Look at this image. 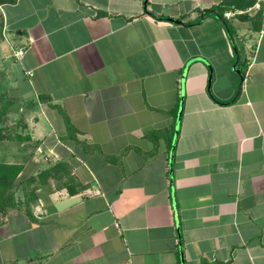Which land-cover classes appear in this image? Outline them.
<instances>
[{"label":"crops","instance_id":"1","mask_svg":"<svg viewBox=\"0 0 264 264\" xmlns=\"http://www.w3.org/2000/svg\"><path fill=\"white\" fill-rule=\"evenodd\" d=\"M224 2L3 6L24 51L11 89L28 103L9 137L7 164L21 170L16 206L0 213V264H181L179 233L186 264H264V11L227 10L232 42L208 12ZM244 15L261 16V31ZM197 58L213 68L214 99L209 67L193 62L172 183L181 78ZM70 177L84 189L70 194Z\"/></svg>","mask_w":264,"mask_h":264},{"label":"rangeland","instance_id":"2","mask_svg":"<svg viewBox=\"0 0 264 264\" xmlns=\"http://www.w3.org/2000/svg\"><path fill=\"white\" fill-rule=\"evenodd\" d=\"M2 9L3 6H0V12L3 14ZM14 39H16V36L13 29L7 32L2 31V35L0 36V131L2 132H0V135L8 142V144L5 143L6 145L0 144V163L4 164L13 160L18 141H14L13 143L9 137L18 138V132H24L21 125L24 114L21 107L28 103L27 100L18 99L15 90L11 89L12 77L10 70L12 67L16 70L18 69V63L14 60L17 58L16 53L18 51H13V46L11 45L15 41ZM236 43L237 45L240 44L238 40H236ZM10 100H14V106H11L3 114L4 107Z\"/></svg>","mask_w":264,"mask_h":264},{"label":"trees","instance_id":"3","mask_svg":"<svg viewBox=\"0 0 264 264\" xmlns=\"http://www.w3.org/2000/svg\"><path fill=\"white\" fill-rule=\"evenodd\" d=\"M16 0H0V6H5L8 4H14ZM255 3L254 0H225L224 3H221L217 6H214L212 10L208 11L209 13H212L216 17L221 20L225 27L228 29L229 36L233 38V29L229 23V21L225 18V12L230 9L234 8H244L247 9L248 7L252 6ZM241 19L245 21H250L251 24L254 26L255 31L260 32L262 29V17H249V16H240ZM0 28L4 29V16L0 12ZM240 58V57H239ZM240 63H243V61L240 58ZM240 67V65H239ZM237 66V68L239 69ZM14 100H10L6 106L4 107L3 114L6 113V111L14 104ZM60 114L65 120L68 132L70 135L76 132L74 126L71 124L66 112L62 110L61 108H58ZM2 132V131H0ZM0 139H2L0 135ZM62 164H58V170L60 169V166ZM20 167L13 166L9 164L0 163V213L4 214L8 208L16 206V199H15V185L14 181L16 180L18 174L20 173ZM70 181H68L66 184V188L69 190V193L74 195L78 192L82 191L84 188H73L72 181L74 180L73 177L69 178ZM31 216V215H30Z\"/></svg>","mask_w":264,"mask_h":264},{"label":"water","instance_id":"4","mask_svg":"<svg viewBox=\"0 0 264 264\" xmlns=\"http://www.w3.org/2000/svg\"><path fill=\"white\" fill-rule=\"evenodd\" d=\"M144 6H145V9L147 10L148 0H145V5ZM217 19H219V18L217 17ZM167 20L169 22H172V23H181V21L176 20V19H172V18H168ZM1 35H2V29L0 28V36ZM230 39H231V37H230ZM231 41H232V39H231ZM234 51H235V58H236V61H235V64H234V70L240 75V78H241V82H240V85H239V90H240L241 87H242L244 74H242V71L237 68V66L239 64V56H238L237 50L235 48H234ZM196 61L203 62L209 67L210 77H209L208 93H209L210 97L212 99H214V96H213V93H212V90H211L213 74H214L213 68L203 58H197V59H193V60L189 61L187 63V65H186L185 69H184V73H183L182 78H181V100H180V105H179V109H178V114H177V119H176V124H175V130H174V137H173L171 151H170L169 163H170V179H171L172 183H173V180H174V178H173L174 155H175L176 145H177V141H178V135H179V132H180V127H181V122H182V115H183V110H184L185 84H186V79H187L188 67L190 66V64H192L193 62H196ZM174 207H175V203H174ZM179 238H180L179 249H180V255H181V264H186L185 263V255H184V246H183V242H182L180 233H179Z\"/></svg>","mask_w":264,"mask_h":264},{"label":"built area","instance_id":"5","mask_svg":"<svg viewBox=\"0 0 264 264\" xmlns=\"http://www.w3.org/2000/svg\"><path fill=\"white\" fill-rule=\"evenodd\" d=\"M256 10V11H264V0H255V4L252 7V10ZM227 18L231 17V13H226L225 15ZM24 51L23 50H19L16 54L17 57H21L23 55Z\"/></svg>","mask_w":264,"mask_h":264}]
</instances>
